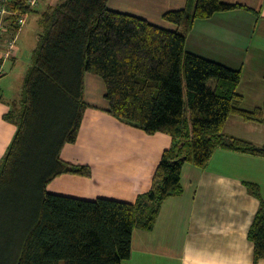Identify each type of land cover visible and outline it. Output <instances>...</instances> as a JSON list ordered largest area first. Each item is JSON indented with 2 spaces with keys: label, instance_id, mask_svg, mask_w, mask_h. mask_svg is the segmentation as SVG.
I'll return each mask as SVG.
<instances>
[{
  "label": "trees",
  "instance_id": "trees-1",
  "mask_svg": "<svg viewBox=\"0 0 264 264\" xmlns=\"http://www.w3.org/2000/svg\"><path fill=\"white\" fill-rule=\"evenodd\" d=\"M3 37L13 38L27 0H3ZM241 9L221 0H187L162 15L174 27L111 10L107 0H63L39 18L38 44L22 80L19 101L3 115L16 128L0 160V264H121L135 229L151 231L162 203L182 191L186 163L204 168L216 149L264 157V143L228 136L229 116L264 124V105L241 108L239 70L185 50L195 21ZM104 86L107 113L148 135L171 139L151 179L134 202L92 201L47 192L60 175L89 177L86 166L59 158L76 140L84 109V75ZM211 82L212 86H208ZM247 231L252 263L264 260V200Z\"/></svg>",
  "mask_w": 264,
  "mask_h": 264
},
{
  "label": "crops",
  "instance_id": "crops-1",
  "mask_svg": "<svg viewBox=\"0 0 264 264\" xmlns=\"http://www.w3.org/2000/svg\"><path fill=\"white\" fill-rule=\"evenodd\" d=\"M3 0H0V2ZM63 0H38L24 17L14 36L15 55L3 58L8 38L0 39V160L14 136L15 126L3 115L18 99L15 91L30 66V53L23 49L27 18L32 34L40 30V16ZM241 9L217 13L208 20L195 21L188 31L185 50L205 59L239 70L237 93L241 108L264 105V0H221ZM187 0H107L111 10L135 15L148 22L172 28L162 15L185 7ZM21 91V90H20ZM83 111L73 144L62 147L59 158L72 165L86 166L89 177L60 175L49 182L51 194L92 201L97 198L132 203L145 193L164 150L171 139L164 134L148 135L119 122L107 113L102 81L84 75ZM228 136L264 143V124H252L229 116L223 126ZM236 154V155H234ZM225 157L231 160H225ZM240 159L239 162L234 160ZM245 183L259 187L264 200V157L216 149L207 165L186 163L180 175L181 193L165 200L151 231L135 229L131 251L121 264H253L252 243L247 231L259 200ZM264 264V260L258 262Z\"/></svg>",
  "mask_w": 264,
  "mask_h": 264
},
{
  "label": "rangeland",
  "instance_id": "rangeland-1",
  "mask_svg": "<svg viewBox=\"0 0 264 264\" xmlns=\"http://www.w3.org/2000/svg\"><path fill=\"white\" fill-rule=\"evenodd\" d=\"M37 1L38 0H36V3H35V6H36V4H37ZM35 6H34V8H35ZM10 14V12H8V11H6V14H5V16L4 17H6L7 15H9ZM31 16L32 15H30L28 18H27V20H26V22H27V24H28V21H29V19L31 18ZM4 19V18H3ZM23 20H24V17H23ZM24 24V23H23ZM25 25V27H24V36L23 35H21L20 36V38H23L24 37V39H23V49H24V51H26V52H28V53H30V64H31V59H32V54H33V51L35 50V48H36V46H37V44H38V38H37V36L35 35H33L32 34V32L30 31V32H28L29 30H30V23H29V25ZM33 29H38V30H40V27L38 26V25H36V26H34L33 27ZM20 35V32L17 34V36H19ZM4 36V35H3ZM3 36H1L0 37V39L1 38H3ZM23 80V79H22ZM16 85V87H15V91L17 92V91H19L18 93H19V97H18V101H19V98H20V90H21V86H22V83H21V86H20V90H19V86L17 87V83H15V82H12V86H15ZM208 86H212V84H211V82H208ZM17 100H15V98H14V101H12V103H13V106L14 107H18L19 108V106H18V104L16 105L15 104V102L17 101ZM234 155H236V154H234ZM225 160H231L230 158H227V157H225ZM233 161H235V162H239L240 161V159L238 158V160H234L233 159ZM1 256V255H0ZM10 262L8 261V260H6L5 261V263L4 264H9Z\"/></svg>",
  "mask_w": 264,
  "mask_h": 264
},
{
  "label": "built area",
  "instance_id": "built-area-1",
  "mask_svg": "<svg viewBox=\"0 0 264 264\" xmlns=\"http://www.w3.org/2000/svg\"><path fill=\"white\" fill-rule=\"evenodd\" d=\"M36 3V0H27V4L30 8L34 7ZM6 14V10L4 9L3 5L0 4V37L3 35L4 31H5V24L3 22V18ZM18 28L23 26L24 20L23 17L19 18L18 21ZM14 39H10L7 41V50H5L4 54H3V58L7 59L11 56L15 55V51H14Z\"/></svg>",
  "mask_w": 264,
  "mask_h": 264
}]
</instances>
